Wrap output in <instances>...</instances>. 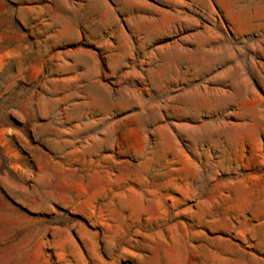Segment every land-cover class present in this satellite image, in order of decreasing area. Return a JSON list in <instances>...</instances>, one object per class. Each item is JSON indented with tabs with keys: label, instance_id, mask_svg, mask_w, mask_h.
Returning <instances> with one entry per match:
<instances>
[{
	"label": "rangeland",
	"instance_id": "1",
	"mask_svg": "<svg viewBox=\"0 0 264 264\" xmlns=\"http://www.w3.org/2000/svg\"><path fill=\"white\" fill-rule=\"evenodd\" d=\"M0 264H264V0H0Z\"/></svg>",
	"mask_w": 264,
	"mask_h": 264
}]
</instances>
